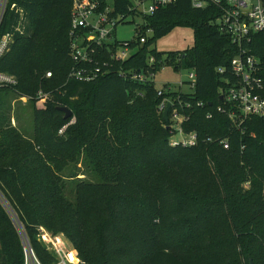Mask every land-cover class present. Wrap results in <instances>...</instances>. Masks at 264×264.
<instances>
[{"label":"trees","instance_id":"trees-1","mask_svg":"<svg viewBox=\"0 0 264 264\" xmlns=\"http://www.w3.org/2000/svg\"><path fill=\"white\" fill-rule=\"evenodd\" d=\"M112 2V14L127 17L129 1ZM71 3L6 0L0 16V71L16 80L0 87V264H24L25 243L40 264H56L42 230L74 248L73 264H264V120L252 116L237 128L217 109L231 105L221 90L235 80V45L216 22L218 8L160 6L140 17L131 39L113 36L80 63L70 56ZM175 27L191 29L192 45L163 56L156 40ZM125 41L130 54L114 59ZM250 47L264 61V32ZM95 65L107 72L70 76ZM164 66L194 71L192 91L158 95L153 80L131 79ZM21 96L32 112L30 136L11 124V100ZM164 96L190 103L179 110L196 145H169Z\"/></svg>","mask_w":264,"mask_h":264},{"label":"built area","instance_id":"built-area-1","mask_svg":"<svg viewBox=\"0 0 264 264\" xmlns=\"http://www.w3.org/2000/svg\"><path fill=\"white\" fill-rule=\"evenodd\" d=\"M126 8L128 15L132 17H141L144 14H151L160 6L176 3L178 0H128ZM194 8H206L215 6L219 10V16L216 18L220 29L226 33L229 40L235 45V51L230 59V69L235 75V80L230 83L226 89H222L221 96L224 101L231 104L228 109L218 107L219 112L227 113L232 126L241 127L242 124L252 116L262 118L264 120V61L256 56L250 45L253 36L257 33L264 32V0H188ZM2 2V0H1ZM112 0H104V6L100 9L98 0H72L70 19L71 25L69 30L70 36V56L75 62L89 63L92 62V53H94V45H102L104 41H113L115 29L119 19H126V16L119 13L113 15ZM88 29L86 34L79 33V29ZM149 33L150 30L148 29ZM145 36L139 37V42H144ZM6 42V37L0 42V53L2 52ZM132 49L127 46V41L120 47H117L113 58L124 60L130 54ZM152 61V58L151 60ZM96 63V62H95ZM97 64V63H96ZM106 64L104 63L103 66ZM222 72L221 67L218 68ZM107 72V69H101V66L95 65L89 69L73 71L70 76L80 80L90 81L99 74ZM50 76V72L46 73ZM154 73L145 75L143 73H133L131 79L136 81L153 80ZM16 80L13 76L0 71V87L15 84ZM189 91H192L195 83V73H188V81H186ZM184 82L177 84L161 85L157 87V94L162 95L166 92L178 91L182 88ZM47 97L45 93H38V99L43 101ZM181 99L171 101L169 97L164 96L159 103V111H164L166 104L170 103L168 110V127L170 136L168 143L170 146H194L197 143L196 132H185L182 123L188 118L187 113L179 110L180 108L190 107L189 102ZM197 105H201L200 102ZM209 116V115H208ZM209 141L210 138H207ZM219 144L224 149L229 148L227 137L217 138ZM243 148V146L241 147ZM248 182L244 186L247 187ZM41 238L46 242L47 236L52 238L46 245L55 251L56 264H73L78 263L76 251L72 248L64 252L61 250L55 240V235H50L44 230L41 231ZM52 245V246H51ZM25 264H40L31 247L25 243L23 248ZM73 254L72 259L69 255Z\"/></svg>","mask_w":264,"mask_h":264},{"label":"rangeland","instance_id":"rangeland-1","mask_svg":"<svg viewBox=\"0 0 264 264\" xmlns=\"http://www.w3.org/2000/svg\"><path fill=\"white\" fill-rule=\"evenodd\" d=\"M137 1V0H134ZM6 0H2L0 4V16L3 12L4 5ZM136 25H141L140 17H132L131 15L126 17V20L123 23H119L115 29L114 36L118 40H129L134 36ZM192 31L189 28L184 27H175L171 32L166 34L165 36L156 40L155 47L157 50L163 53V56H166L168 52L176 51V50H184L192 45ZM190 69H181L179 71H174L170 66H164L161 70H159L153 79L156 87H160L164 83L168 84H177L179 82H184L182 85L183 91H188L189 87L186 81H188V73ZM38 98V96H37ZM11 124L16 127H20L23 133L26 136H30L32 132V112L27 102L26 97H16L11 100ZM89 174H80L79 177H85ZM41 238V236H40ZM41 240L44 244L51 241L52 238L47 236L46 242L43 238ZM57 243L58 247L66 252L65 246L58 239H53ZM58 240L61 243V246L56 241ZM52 246V245H51ZM48 247V245H47ZM73 248V247H72ZM50 251L54 253L55 251L49 247ZM74 249V248H73ZM70 259L72 257L69 255ZM25 264V258H24Z\"/></svg>","mask_w":264,"mask_h":264},{"label":"water","instance_id":"water-1","mask_svg":"<svg viewBox=\"0 0 264 264\" xmlns=\"http://www.w3.org/2000/svg\"><path fill=\"white\" fill-rule=\"evenodd\" d=\"M169 108H170V103H167L166 107H165V109L163 111V119H164V121H167V119H168L167 118V114H168ZM59 109L64 112V117H69L71 115V111L67 107L60 106ZM249 264H252L251 260H250Z\"/></svg>","mask_w":264,"mask_h":264},{"label":"bare ground","instance_id":"bare-ground-1","mask_svg":"<svg viewBox=\"0 0 264 264\" xmlns=\"http://www.w3.org/2000/svg\"><path fill=\"white\" fill-rule=\"evenodd\" d=\"M57 242H58V244L61 246V243L58 241V240H56Z\"/></svg>","mask_w":264,"mask_h":264}]
</instances>
